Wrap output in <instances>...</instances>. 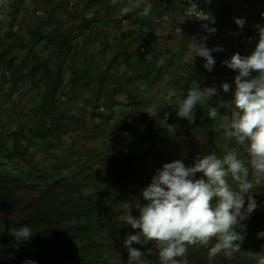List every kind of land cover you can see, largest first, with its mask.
<instances>
[{"label": "trees", "instance_id": "1", "mask_svg": "<svg viewBox=\"0 0 264 264\" xmlns=\"http://www.w3.org/2000/svg\"><path fill=\"white\" fill-rule=\"evenodd\" d=\"M72 1L7 0L9 25L16 24L18 30L4 31L0 26V112H8L1 105L2 98L23 90L38 96L33 99L34 105L21 114L26 118L19 119L15 130L7 132L5 127H0V264H24L26 260L36 264H127L124 240L140 230L132 229L121 216L126 212L124 206L129 207L128 214L136 215V202L146 203L142 191L156 173L147 166L149 159L159 169L177 159H183L186 166H194L198 155L203 157L214 152L222 158L227 153L221 149L228 146L237 149L235 155L249 167L252 181L247 153L242 146H237L234 138L227 139L228 125L222 126L223 120L209 115V109L215 108L218 116L231 118L237 111L232 91L224 93L221 87L209 101L202 100L192 120H174L179 105L176 97L169 106L154 112L139 109L140 92L136 86L141 82L145 84V91H155L163 80L162 91L167 93L179 79L175 92L183 98L189 89L211 87L210 82H204L208 71L203 67L202 57L197 58L195 70L184 77L175 72L177 79L167 81L171 68L165 75L155 71L165 52L158 50L151 58L153 61H146L144 53L130 48L126 41L129 36L125 37L122 24L131 22L139 27L140 34L135 36L138 46L142 45L144 52L151 50L150 40L156 39L154 22L173 13V5L181 1L150 0L154 11L146 19L137 12L117 14L127 3L111 6L110 0H74L80 10L71 14ZM241 1L231 0L229 19ZM255 1L264 4V0ZM28 2L39 13L32 23L20 20ZM224 3L213 6L211 12L221 32L228 24L223 13ZM255 4L252 1V6ZM63 7L72 22L70 29L66 30V23L60 22L45 35L44 27L53 23L52 19L48 22L40 16V11L52 16ZM102 7L106 11L101 17L93 19L81 14ZM181 9L180 5L178 11L182 12ZM257 23L264 25L262 15L253 13L247 17L244 29L235 36L239 45L234 52L250 55L247 48L258 36L254 28ZM97 24L118 30L119 34L112 36V43L102 36ZM192 33L190 28L183 30L182 56L189 52ZM86 34L88 38L82 41ZM90 43L98 45L95 53L88 51ZM205 43L209 48L221 46L208 40ZM40 45L46 52L43 56L35 51ZM23 50L25 57L21 62L16 61L15 53ZM97 54L101 55L100 60ZM219 55L225 56L223 51L213 53L214 58ZM224 60L217 61L210 73L218 74L220 68L228 70L222 63ZM122 62L130 73L121 71ZM232 74L234 79L236 73ZM5 91L7 96L1 97ZM84 91L89 93L86 98ZM118 94L127 95L124 103L117 100ZM69 104L70 109L65 107ZM116 106L130 110L116 115L113 110ZM12 110L21 111L17 101L13 102ZM166 112L171 113L167 119ZM142 126L145 131L141 130ZM173 126L177 131L171 134L169 128ZM89 143L100 145L89 147ZM202 175L197 173V178ZM229 182L235 187L233 181ZM249 195L258 206L246 221L247 233L241 251L228 257L221 254L209 261L208 251L214 241L207 246L197 244L188 247V264H256L250 253L264 251V238H257V233L264 231V182L259 188L255 186ZM25 225L31 227L34 236L17 248L12 234ZM132 246L141 251H156L155 242ZM148 258L151 264H160L158 255Z\"/></svg>", "mask_w": 264, "mask_h": 264}, {"label": "clouds", "instance_id": "2", "mask_svg": "<svg viewBox=\"0 0 264 264\" xmlns=\"http://www.w3.org/2000/svg\"><path fill=\"white\" fill-rule=\"evenodd\" d=\"M218 1L216 0L213 6L221 4V1ZM229 1L228 17L232 11L231 0ZM242 1L243 10L247 13L246 18L232 17L240 28L237 34L244 29L247 17L255 14L258 7V5L251 7L250 0ZM205 2L211 3V0ZM239 6L232 15H235ZM186 9L190 17L206 22L202 23L201 27L208 34L197 39L193 37L192 29L189 52L191 46H194L195 56L202 57L205 61L203 67L211 72L216 64L213 53L223 51L226 59L222 63L228 67L230 76L236 73L233 103L237 111L229 118L218 116L217 110L211 108L209 115L215 120L230 121L226 132L247 153L252 173L258 178L264 177V25L259 23L254 25L258 33V43L250 55L236 52L231 55L227 54L222 45L213 48L206 46L207 40L221 44L224 36L225 29L223 33L217 29L214 15L210 11L199 9L193 0H189ZM153 11L150 3L143 5L142 0H130L128 5L121 8L120 15L137 12L140 17L146 19ZM261 15L264 17V13ZM183 17L185 19V15ZM217 31L220 33L214 36ZM177 33L181 35L182 29L177 28ZM210 35L213 40L208 39ZM230 35L236 33L231 32ZM247 39L251 41L252 38ZM231 69L236 72H230ZM221 87L224 93L233 91V86L227 82L219 86V92ZM217 91L215 86L189 89L187 95L176 106L178 117L191 119L197 105L205 98L209 101L217 95ZM167 94L176 95L172 89H169ZM170 115L171 113L166 112L164 118L167 119ZM197 173L203 175L197 178ZM249 175V167L245 165L244 160L232 152L222 158L214 152L203 157L198 155L194 166H186L183 159L165 163L162 168L156 170L151 183L142 191V199L146 203L136 202L138 215L128 214L125 217L127 225L140 230L137 234L128 235L124 240V246L128 250L127 264H151L148 257L152 255H158L160 264H188L186 255L189 246L197 244L207 246L213 241L208 251L209 261L221 254L228 257L240 252L241 245L246 239V221L258 206L253 196L249 195L254 187ZM230 180L235 183V187ZM12 235L18 248L31 240L34 233L30 226L25 225ZM257 238H264V231L258 232ZM146 242H155L156 251L152 249L141 251L132 246L134 243ZM250 256L256 264H264V251L250 253ZM24 264L36 262L26 260Z\"/></svg>", "mask_w": 264, "mask_h": 264}, {"label": "rangeland", "instance_id": "3", "mask_svg": "<svg viewBox=\"0 0 264 264\" xmlns=\"http://www.w3.org/2000/svg\"><path fill=\"white\" fill-rule=\"evenodd\" d=\"M150 0H142V4L143 5H147L149 4ZM252 1L256 2L257 4L255 5H259L258 7H256V11L255 14L256 15H261L262 13H264V4H259V2L255 1V0H250V6L252 7ZM1 4H2V8H0V26L3 28L4 31H8L10 29H13L14 31L18 30V26L16 24H12L9 25V21H8V16H9V3L7 2V0H0ZM122 2H126L127 5L129 4L130 0H110L108 2V5H115L117 3H122ZM216 2V0L210 4V7L212 6V4H214ZM225 2V3H224ZM221 1V4H225L226 8L224 10V17L226 19V21H230L229 24L234 25V30H232L231 32L236 33L239 31V26L235 23L234 18L236 17H240V18H246V12H244L243 10V1L240 4L239 8H238V12L235 13V15L233 14L234 18L229 19L228 18V11L227 9L229 8V0L226 1ZM73 5H70V11L71 14L73 13H79L78 10H80V8H77V4L75 3V1H72ZM181 5V10L182 12H179V8ZM28 8H25L22 12V15L20 17L21 19H25L26 22L28 23H32L36 20V18L39 16L38 11L35 9V6L33 4H30V2H28L27 4ZM160 7V6H159ZM174 11L173 13L167 14L166 17H164L161 21H155L154 22V27H155V36L156 39H152L150 40L151 45H152V49L149 51L144 52V48L141 45L140 47L138 46L139 42L136 40V35L139 36L140 31H139V27H134V25L131 22H124L122 24L123 26V31L125 32V37L129 36L126 38V41L128 42V45L130 48L132 49H139L141 52L144 53L145 55V60L146 61H153L151 60V58L154 56V54L157 53L158 50H162L163 52L166 53V56L164 58H162V61L160 62L159 65L156 66L155 71H161L164 73L167 72L168 68H171V72L170 74H168L166 80L167 81H171L173 79L174 73L176 72L177 75L184 77V74H187L190 70H195L196 66L198 65V57L199 56H195L196 52H195V47L191 46V50L190 52L187 53V55L182 56L181 54L183 52L182 51V47L183 45L180 42V38L182 37V34L179 35L177 33V28L182 29V33L184 28L186 27L185 25V20H184V11H185V5L184 3L181 1V3L179 1H177L174 5ZM215 7H220V4H216ZM64 7L62 8V10L55 12L54 15L52 16H45L44 13L42 12V10L40 11V16H42L46 21L49 19H52V23L53 25H49V26H45L44 27V34H48L51 30V28H53L56 24H59L60 22H65L66 23V30H69L72 22L67 18V14L64 12ZM106 11L105 7L102 8H97L95 10H89V11H85L84 13H81L82 15H86V17L88 18H96V17H101L104 12ZM244 12V13H243ZM117 14H120V11L117 10L116 11ZM78 21H76L77 23ZM20 24V22H19ZM98 29L102 32V36H104L106 39L109 40V42H113L112 41V36L116 37V35H118V30L116 28L113 27H100L99 24H97ZM220 32L217 31V34H215L214 36H218ZM227 36V35H226ZM88 38V35L86 34L84 37H82V41L86 40ZM232 41V40H231ZM238 41V40H237ZM236 41V42H237ZM233 42V41H232ZM240 42V41H239ZM258 43V36H256V40L254 41V45H252L251 47L247 48V51L249 52V54L252 53V51L254 50L256 44ZM239 44V43H238ZM221 45L223 46V48H225V40L221 39ZM97 44L92 45L91 43L88 45V51L90 53H95L96 48H97ZM226 49V48H225ZM35 51L39 54V55H44L46 54L45 50L43 49V47L37 46L35 48ZM25 50L23 51H18L15 53L14 55V59L18 62H21L23 60V58L25 57ZM239 53V52H236ZM234 55V54H231ZM97 59H101V55L97 54ZM222 59H226L225 56L219 55L217 57H215V60L217 62L221 61ZM109 60V57H108ZM106 60V61H108ZM122 67H121V71L125 72V73H130V69L125 66L123 64V62L121 63ZM215 66V65H214ZM217 69V68H216ZM232 71V69L230 70V72ZM231 73H229L227 70L218 69V74L217 75H212L210 72L206 73L204 76V82H210L211 83V87L215 86L217 88V93L219 92V86L221 81H224L231 84L233 86V91H234V79H232V76H230ZM165 75V74H164ZM255 75V73L253 74ZM177 79V77H175ZM178 80L171 85L170 89L175 91L176 88V84L178 83ZM230 80V81H229ZM165 81L160 80V84H158V86H160L159 88L157 87L155 89V91H145V84L143 82L139 83L136 86V89L139 90V99L141 100V105L139 107L140 110L142 109H149L150 111L154 112L155 109H161L165 106H169L172 103V100L175 98L176 104H179L182 99L183 96L181 93L175 92L176 95L175 96H169L167 93H164L162 91V87L164 86ZM141 90H143V92H141ZM89 93L88 91H84L83 92V97L86 98L88 97ZM3 96H7V91H5L1 97ZM37 94L35 93H30L27 94L25 93V91H21V93H15L12 96H7L6 99L2 98L1 100V105L3 107L8 108V112L7 113H3L0 112V127L3 128L5 127V130L11 131V130H15L17 127V124L19 122V119H24L26 118V116H22L21 114H23L24 111H27L28 108L33 104V99L37 98ZM232 97L234 96L233 92H232ZM117 100L119 102H125L127 99V95H122V94H118L116 96ZM234 99V98H233ZM17 101L18 105L21 107V111H15L12 110V106H13V102ZM122 103V104H123ZM219 106L223 105L224 103L218 104ZM65 107H67L68 109H70L71 105H66ZM114 112L116 115H120L123 112H127L130 110L129 107L126 106H116L114 107ZM196 111V109H195ZM199 111V110H198ZM197 111V112H198ZM21 116V117H19ZM174 120H177L178 122L180 121V117H178L177 113L174 115ZM192 120V119H191ZM228 125V121H223L222 126H227ZM93 126V125H92ZM135 127H139L138 124H135ZM178 127H180V124H178ZM142 131H145V127L142 126L141 127ZM170 133H174L175 131H177L176 127H172L169 128ZM227 139L231 140L232 138L230 136L227 135ZM68 139L66 141H64L65 144L68 143ZM188 142H191L190 139H188ZM100 144H93V143H89L88 146L89 147H96L99 146ZM238 146V144H237ZM235 151H237V149L232 148L229 149L228 146H225L221 149V152L224 153H229L232 152L235 154ZM149 169H151V172L154 173L156 172L157 169H159V167L157 165H155L151 159L148 160V165ZM151 176V175H150ZM150 178V177H149ZM258 181V182H257ZM252 182L254 184V187L252 189L255 190V186L256 188H259L261 186V184L264 182V177H256L254 174H252ZM256 192V191H255ZM128 206H124V212L121 216V220H123L127 215H128ZM138 215V211L137 214ZM125 220V219H124Z\"/></svg>", "mask_w": 264, "mask_h": 264}, {"label": "built area", "instance_id": "4", "mask_svg": "<svg viewBox=\"0 0 264 264\" xmlns=\"http://www.w3.org/2000/svg\"><path fill=\"white\" fill-rule=\"evenodd\" d=\"M184 5H185V11H184V15H185V26L186 28H191L194 29V35L193 37H196L197 39H199V37L208 35L203 28L201 27L202 23H206L203 21H197L195 17H190L189 13L186 9V6H189V0H181ZM193 2L197 3L199 6V9H204L206 11H210L212 12V6L210 7V4L214 2V0H211V3H206L205 0H193ZM211 27H213L212 25H210ZM209 40H213L212 36L210 35Z\"/></svg>", "mask_w": 264, "mask_h": 264}, {"label": "crops", "instance_id": "5", "mask_svg": "<svg viewBox=\"0 0 264 264\" xmlns=\"http://www.w3.org/2000/svg\"><path fill=\"white\" fill-rule=\"evenodd\" d=\"M238 10V9H237ZM236 12H238V11H236ZM235 12V13H236ZM232 30H234L235 31V29H234V25H231V24H229V22H228V25H227V27L225 28V30L222 32L223 34H224V36L222 37V39H224L225 40V48H224V50L227 52V54L228 53H230V54H232L234 51H236L237 50V47H238V41L235 39V36L236 35H230V33H231V31ZM227 35V36H226ZM233 42H232V41ZM237 41V42H236ZM254 45V44H253ZM218 61V60H217ZM233 92V94H234V91H232Z\"/></svg>", "mask_w": 264, "mask_h": 264}]
</instances>
